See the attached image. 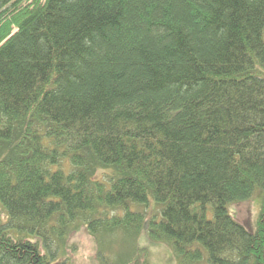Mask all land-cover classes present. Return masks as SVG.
<instances>
[{
    "label": "trees",
    "instance_id": "16d2710c",
    "mask_svg": "<svg viewBox=\"0 0 264 264\" xmlns=\"http://www.w3.org/2000/svg\"><path fill=\"white\" fill-rule=\"evenodd\" d=\"M0 203V264L81 226L264 264V0H0Z\"/></svg>",
    "mask_w": 264,
    "mask_h": 264
},
{
    "label": "rangeland",
    "instance_id": "374dc122",
    "mask_svg": "<svg viewBox=\"0 0 264 264\" xmlns=\"http://www.w3.org/2000/svg\"><path fill=\"white\" fill-rule=\"evenodd\" d=\"M260 206V199L254 195L251 198L229 203L228 211L236 221L253 229ZM155 207L152 202L148 209L140 207L141 210L147 211L144 224L153 213L152 208ZM128 231L123 233L118 229L99 230L92 235L87 227L81 226L69 238L72 249L68 253L70 264H103L105 261L113 264H210L206 257L193 262L184 260L173 252L169 244L151 241L146 228H143L138 236L133 230Z\"/></svg>",
    "mask_w": 264,
    "mask_h": 264
}]
</instances>
